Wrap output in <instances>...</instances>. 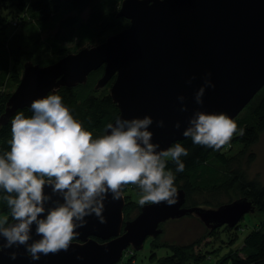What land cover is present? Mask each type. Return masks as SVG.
<instances>
[{"label":"water","instance_id":"water-1","mask_svg":"<svg viewBox=\"0 0 264 264\" xmlns=\"http://www.w3.org/2000/svg\"><path fill=\"white\" fill-rule=\"evenodd\" d=\"M116 15L127 18L128 25L103 40L47 64L26 60L0 113V124L60 86L84 83L90 71L103 66L94 88L113 78L109 95L119 110L116 118L150 116L151 142L159 145L158 151L167 150L185 138L182 132L196 111L233 119L264 85V0H121ZM205 79L214 87H205L203 103L197 104L195 93ZM182 105L186 111H181ZM160 120L162 128L156 126ZM177 122L179 129L174 127ZM44 191L51 194L50 187ZM177 191L176 204H145L129 218L123 213V191L118 201L109 194L103 202L106 223L94 214L85 217L86 226L77 229L80 235L66 252L31 260L18 245L0 251V264H114L127 248L140 250L147 237L158 236L161 222L169 218L194 214L212 230L233 227L245 213L255 211L246 196L216 206H188L184 189ZM52 200L63 202L58 195ZM51 206L50 201L46 210ZM31 235L32 240L40 238L35 224ZM4 242L0 237V245ZM11 252L17 253L15 260Z\"/></svg>","mask_w":264,"mask_h":264},{"label":"clouds","instance_id":"clouds-1","mask_svg":"<svg viewBox=\"0 0 264 264\" xmlns=\"http://www.w3.org/2000/svg\"><path fill=\"white\" fill-rule=\"evenodd\" d=\"M162 2V0H161ZM190 82V81H189ZM205 87H214L205 79L195 93V101L202 104ZM178 100L183 102L184 97ZM30 117L18 112L11 123L10 150L0 155V190L10 210L9 217H0V237L5 248L22 245L31 260L41 255L67 251L87 224L85 217L95 215L101 224L104 200L109 194L113 201L122 198V189L135 185L140 190L139 205L177 203L175 175L166 170L168 158L176 164V172H183L181 156L188 151L180 143L167 150L151 142L153 124L150 116L116 118L106 125L104 135L93 138L74 119L59 95H47L31 103ZM182 105L181 111H186ZM182 135L192 142L213 150L230 143L239 131L237 123L226 114H206L196 111L189 118ZM157 127H164L162 120ZM180 128V123L174 125ZM51 188L46 194L45 187ZM58 195L63 202L53 201ZM52 202L54 206L45 208ZM39 239L32 240V225ZM32 240L31 243L29 241ZM132 250L127 248V253ZM15 260L16 252L9 254Z\"/></svg>","mask_w":264,"mask_h":264},{"label":"trees","instance_id":"trees-1","mask_svg":"<svg viewBox=\"0 0 264 264\" xmlns=\"http://www.w3.org/2000/svg\"><path fill=\"white\" fill-rule=\"evenodd\" d=\"M120 2L121 0H0V113L21 77L26 60L39 64L53 62L67 52L99 42L127 26L128 19L116 15ZM86 9V16L82 17L81 13ZM102 72L103 66H100L88 73L84 83L60 86L54 92L46 94L59 95L74 119L80 121L85 130L92 132L93 138L104 135L106 125L119 113L109 95L113 78L101 88H94ZM18 112H23L26 117L32 115L30 108L23 107L17 109L5 124H0V155L10 150L11 123ZM233 120L237 123L238 130L244 129V134L240 135L237 131L230 143L220 150L194 144L191 138L172 142L170 147L180 143L188 151V155L180 157L185 164L183 172H176V164L171 158L167 160L166 170L175 175V186L184 189L185 204L188 206H216L224 201L246 196L254 203L255 211L264 213V182L257 176H249L242 165L243 158L247 163L254 159V153L249 148L264 130V85ZM127 189L140 191L135 185H127L122 191ZM129 191L125 192V218L131 217L132 211L138 212L140 209L138 201L129 198ZM5 194L0 190V212L8 216L10 221V210L2 198ZM221 195L225 199H221ZM240 225L242 223L238 222L233 227L223 225L207 229L205 236H214L216 232L223 231L231 244L238 235ZM249 228L241 244L216 259L214 264H264V219ZM200 243V237L186 243H157L151 239L150 247L169 246L171 252L156 258L154 251H151L149 257L154 260V264H205L210 257L207 252L215 251L221 245L205 252L206 250L196 249ZM133 257L130 255L121 264H138L133 261Z\"/></svg>","mask_w":264,"mask_h":264},{"label":"rangeland","instance_id":"rangeland-1","mask_svg":"<svg viewBox=\"0 0 264 264\" xmlns=\"http://www.w3.org/2000/svg\"><path fill=\"white\" fill-rule=\"evenodd\" d=\"M86 10L81 13L82 17L86 16ZM11 18V17H10ZM12 20V19H10ZM249 150L254 153V159L250 162H245L243 158L242 165L248 172L249 176H257L262 182H264V130L259 134V138L254 142ZM127 191H129L127 189ZM125 191V192H127ZM125 192L124 195H125ZM129 198L135 201H139L140 191H130ZM128 197V196H127ZM221 199H225L224 195L220 196ZM225 202V201H224ZM137 210L132 211L130 216H133ZM6 216L3 212H0V217ZM264 219V213L261 211H255L245 213L239 220L242 225L238 229V235L233 243H228V235L225 232H216L214 236H205L207 228L205 225L195 216L194 214H186L179 218H169L161 222L162 232L154 237V242L161 243L162 241L168 243H186L197 237L201 238L200 245L196 246V249L210 251L214 247H218L217 250L207 252L210 255L209 258L204 262L205 264H214L215 260L226 254L231 248L237 247L241 244L244 235L249 231V227L259 224L260 220ZM248 228V229H247ZM244 229V230H243ZM246 229V230H245ZM148 238L144 241V245L140 250H132L130 253L124 252L121 260L114 264H121L122 261H126L130 255L134 256L133 261L138 264H154V260H150L149 254L154 251L156 258L164 256L171 252L169 246H151L149 245L150 240ZM154 262V263H153Z\"/></svg>","mask_w":264,"mask_h":264},{"label":"flooded vegetation","instance_id":"flooded-vegetation-1","mask_svg":"<svg viewBox=\"0 0 264 264\" xmlns=\"http://www.w3.org/2000/svg\"><path fill=\"white\" fill-rule=\"evenodd\" d=\"M223 226V225H222ZM221 227V226H220Z\"/></svg>","mask_w":264,"mask_h":264}]
</instances>
